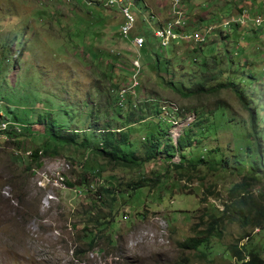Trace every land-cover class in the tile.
Instances as JSON below:
<instances>
[{
    "label": "rangeland",
    "instance_id": "obj_1",
    "mask_svg": "<svg viewBox=\"0 0 264 264\" xmlns=\"http://www.w3.org/2000/svg\"><path fill=\"white\" fill-rule=\"evenodd\" d=\"M105 1L0 0V118L11 122L9 128L13 124L22 131L16 137L6 136V140L0 134V264H236L235 256L230 257L226 250L234 243H250L263 257L264 231L238 222L226 223L220 243L213 240L208 258L179 248L177 242L197 236L203 228L201 219H206L204 212L222 209L228 189L243 176L205 165L193 169L189 164L205 158L216 141L222 146L231 143L237 150L248 142L245 127L228 122L216 105L222 104L245 122L248 109L230 88L211 92L208 88L216 85L214 80L198 89L199 62L210 63L211 55L225 48L235 51L231 55L238 68L230 78L238 75L234 78L238 81L243 77L244 92L260 99L256 108L264 118V19L256 21L264 18V0H182L180 5L169 1V10L187 14L186 32L200 28L209 33L218 28L204 42L194 44L195 36L191 40V36H183L182 40L189 42L167 47L155 37L156 17L164 20L167 16L166 0H144L156 13L151 16L141 0L136 2L137 22L129 39L120 35L118 10L105 7ZM242 13L241 22L236 19L219 27ZM171 22L167 21L165 28ZM134 35L143 37L142 46L130 42ZM224 35L226 39L221 38ZM194 48L198 50L192 51ZM156 55L161 69H169L180 84L187 80L179 75H192L187 90L161 84L152 62ZM131 63L136 65L134 73ZM113 81L118 82V90ZM126 92L132 93L136 103L149 96L160 99L167 109L162 127L173 144L202 111L208 125L196 131L200 135L192 140L200 142L176 147L169 162L162 158L124 168L109 164L93 147L106 121L111 127L121 125L110 120L116 109L106 96L115 94L124 102L122 117L127 112ZM40 115L54 120L60 135L77 131L75 141L82 144L87 140V147L65 144L59 154L44 158L40 168L28 170L25 156L46 140ZM148 119L130 125L131 137L137 139L143 129H149L148 122L153 120ZM200 126L204 127H192ZM214 131L211 137L217 140L204 143V136ZM180 156L183 166L175 168L173 163H179ZM211 162L216 163V157ZM80 171L86 172L94 185L112 184L120 189L122 181L143 176L146 185L154 186L118 196L112 211L115 221L103 229L104 237L95 249L76 257L72 253L74 235L82 225L74 228L72 223H79L81 217L76 213L90 206V197L95 198L64 183L65 179L74 181ZM207 187L213 193H207ZM263 188L262 180L250 190L257 194ZM99 208L110 218L104 201ZM245 234L248 237L242 238ZM107 236L112 241L107 242Z\"/></svg>",
    "mask_w": 264,
    "mask_h": 264
},
{
    "label": "trees",
    "instance_id": "obj_2",
    "mask_svg": "<svg viewBox=\"0 0 264 264\" xmlns=\"http://www.w3.org/2000/svg\"><path fill=\"white\" fill-rule=\"evenodd\" d=\"M185 17L187 19L186 13ZM235 25L238 26L239 24ZM171 28L172 30L174 29V23ZM238 33L240 34V32ZM185 38H188V36H185ZM207 38H203L200 42L191 43H201ZM221 38L226 39L227 35H224ZM170 44L175 45V43L170 42L163 47H167ZM226 49L227 48L212 54L210 57V63L208 60L199 62V67H202V72L199 76L200 80L196 83V85L198 86V89L203 90L204 85H206L211 79L216 82V85L208 88L211 92H216L222 87L230 88L234 91L235 95L240 99V101H242L245 108L248 109L247 122L243 119H237V116L231 114L228 108L222 104H217L216 106L222 109V112L224 116L227 117L228 122L233 125H237L236 127H240L239 125L245 127L248 142L242 150L241 148L237 150L231 143L227 142L226 146H222L218 143V141H216L213 144L214 146L211 147L212 150H208L205 158H201L197 164H189V166L193 169L197 165H205L207 166V169L210 168L212 170L222 171L228 169L230 171H238L243 175L239 182L234 183L228 189L227 200L222 202V209L217 207V212H204L206 219H201L200 222L202 223L203 228L200 231H197V236L189 237L182 242H177L179 248L195 250L202 258H208V256L212 254V243L214 239L217 243H220L226 223L238 222L245 227H258L260 230L264 231V188L258 190L257 194L252 193L250 190L255 182L264 181V123H262L264 118L260 115V113H258L256 108L260 99L252 95L248 96L244 92L243 77H238V81H235L234 79L238 75H234L233 78H230V76L236 72L235 70L238 68V62H235V59L231 55L235 51L230 50V52H228ZM197 50V48H194L192 51L195 52ZM152 60L155 72L158 73V77L162 80V85H171L174 88L178 86V90H187L189 88L188 85L191 83L192 75H179V77L184 76L187 80V83L181 82L182 84H180V81L177 80L176 77L174 78V75L169 71V69H161L158 55L154 56ZM214 67L216 69L213 71ZM133 68L134 73L136 69L134 66ZM240 68H243V66H240ZM212 72H215V74ZM248 75L253 76V73ZM104 76L106 75L104 74ZM112 86L115 90H118L119 88V84L116 81H113ZM125 94L128 95V98L125 99V102L127 101V112L125 115L123 114L122 117L121 115L123 109L121 106L124 102L120 101V97L118 95L109 94L106 96L107 100L110 101L109 105L113 109H116L114 113H112L113 115L110 120L121 125L118 127H111L110 121H106L105 127H103V132L99 138V142L95 147H93V149H95L97 153L106 159V161L112 166L123 168L128 166H142L147 162L162 158L165 159L166 162H169V159L173 157V152L176 147L179 149L188 148L193 146V144L200 142V139L197 140L196 143H192V140L196 139L198 135H200L196 133V131H201L208 125V123H205L203 119L202 111L195 117L196 119L194 120L193 125H204V127L200 126L201 129H196L195 127H192L193 125L188 126L189 128L185 131V133L180 134L177 138V143L173 144L171 137L167 136L166 129L162 127V123H166L164 122V115L167 109H163L160 104V99L149 96L151 98H144L140 102L136 103L137 101L133 98L131 92H126ZM261 103L264 104L262 101ZM174 114L177 116V112ZM209 114L211 116V113ZM147 118H149L148 120H153V122H148L149 129H143V135L137 139L135 137H131V132L129 131L132 126L130 125L140 123L147 120ZM53 121L54 120H51L49 116L43 117V115H40V122H42L41 124L46 132V140L40 145V147L30 150L27 156H25L28 162L26 165L28 170L34 171L35 169L40 168L43 164L44 158L56 156L59 154L61 148H64L65 144L82 145L87 147V140L83 141L82 144L75 141L77 131H68V134L60 135L59 133H62L60 132V126L56 125ZM6 122L7 127H9L11 124L9 121L0 119V125ZM12 127L16 129H10L8 131L0 130V134L4 137L8 135L9 137H16L21 134L22 131H20V128L17 126ZM140 128L141 126L139 129ZM101 129L102 128H99V130ZM17 132L19 133L17 134ZM213 135H215V131L211 134L205 135L204 143H208L211 140H217L216 137H211ZM164 137H166V140L162 141ZM207 139H209V141H207ZM13 143H16L18 146L19 142L14 140ZM213 157H216V163L211 162V158ZM182 161L183 158L180 156L179 163H173L174 167H182ZM76 177L77 178L74 181L65 179L64 183L66 186L71 189L77 188L79 192L95 195V198L90 197V200L88 199L90 206L87 209L82 211V213H76L80 214L81 217L79 223H72V227L74 228H76L78 224L82 225L80 233H76L74 235L75 239L73 241L75 248L72 250V253L77 257L95 249L94 247L97 246L100 240L104 237V235H102L103 229L110 226L112 220L115 221L112 211L118 203V196H130L137 188L148 185H146V181L143 176H139L137 179L122 181L120 183V189L112 184L94 185L88 180L86 172L84 171L78 172ZM153 186L154 183L148 187L149 189H152ZM206 192L213 193L209 187L206 188ZM205 199L206 196L202 198L203 201ZM102 201L105 202V205L108 208L110 216L108 219H106L108 215L101 214L99 205ZM243 237H248V234H245L242 238ZM106 239L107 242L112 241L108 236ZM226 247H229V249H226L227 254L228 251H230L231 254L228 255L230 257L235 256L236 264H264V256L261 257L257 248L253 247L250 243L243 244L242 246H238L237 243H234L233 245H227ZM99 249L100 248L96 250L99 251Z\"/></svg>",
    "mask_w": 264,
    "mask_h": 264
},
{
    "label": "built area",
    "instance_id": "obj_3",
    "mask_svg": "<svg viewBox=\"0 0 264 264\" xmlns=\"http://www.w3.org/2000/svg\"><path fill=\"white\" fill-rule=\"evenodd\" d=\"M168 5V10L166 12L167 16L164 20H160L156 17V21L158 24H160V35H155V37L160 38V40L164 41V46L169 44L170 42L176 44H181L183 42H189V40H182V33H184L185 30H183V22L185 21V13H178V11L169 10V1H176L178 4V0H166ZM103 4H105V7L107 8H114L118 10L119 15L122 18V22L119 25L120 35H126L129 36V33L131 31V28L134 26V23L136 21L135 13L133 12V8L129 5H127L126 0H106ZM237 19V20H236ZM236 22L240 20L241 22V14L232 20H226L221 23V26H227L231 22ZM262 18L260 20L256 19V21L259 23L261 22ZM167 21H174V29L172 31H165V23ZM207 33H202L201 35H198L197 37L205 38L207 36ZM134 44H137L139 46H142L143 43V37L140 35L133 36L131 40ZM133 64V63H132ZM133 66L136 69V65L133 64ZM2 119V118H0ZM0 129L9 130V127H1ZM12 129H16L12 127Z\"/></svg>",
    "mask_w": 264,
    "mask_h": 264
},
{
    "label": "bare ground",
    "instance_id": "obj_4",
    "mask_svg": "<svg viewBox=\"0 0 264 264\" xmlns=\"http://www.w3.org/2000/svg\"><path fill=\"white\" fill-rule=\"evenodd\" d=\"M131 0H126V2H127V5H129V6H131L132 8H133V12L135 13V11H137V9H136V0H134V2L132 3V4H130L129 2H130ZM178 2L179 3H182V0H178ZM177 4V2L176 1H173V4ZM178 3V4H179ZM183 3H184V0H183ZM144 4V6H147L146 5V3H143ZM180 5V4H179ZM177 11V10H176ZM179 13V12H178ZM244 16V14L242 13L241 14V17H243ZM264 18H262V20H263ZM174 23V21L173 22H171V24H170V26L168 27V28H165V31H172V28H171V26H172V24ZM189 25V23H188V21H187V19H185V21L183 22V30H185V27L186 26H188ZM157 28H156V31H155V35H160V24H158L157 23ZM205 31H207V29H205L204 31H203V33H207V32H205ZM213 31V30H212ZM211 31V32H212ZM211 32H209L208 34H207V36L205 37V38H207V37H209V35H210V33ZM158 33V34H157ZM195 33H202V30L200 29V28H198V29H194V30H192L191 32H186V31H184V33H182V37L183 36H191V38L189 39V40H191V39H193V37L195 36V40H194V42H200V41H202V39L203 38H198L197 36L198 35H195ZM123 36V35H122ZM124 37L125 38H127V36L126 35H124ZM198 39V40H197ZM160 41H162L161 42V44L164 46V41L163 40H160ZM132 42V41H131ZM133 43V42H132ZM135 45H137V44H135ZM138 47H140L139 45H137ZM1 127H7V124L6 123H2L1 125H0ZM0 130H4V129H0ZM1 137H3V138H5L6 139V137H4V136H2V134H1ZM0 137V138H1Z\"/></svg>",
    "mask_w": 264,
    "mask_h": 264
},
{
    "label": "clouds",
    "instance_id": "obj_5",
    "mask_svg": "<svg viewBox=\"0 0 264 264\" xmlns=\"http://www.w3.org/2000/svg\"><path fill=\"white\" fill-rule=\"evenodd\" d=\"M137 1H139V0H136V2H137ZM141 1H142L143 3H145L144 0H141ZM103 5H104V4H103ZM146 5H147V4H146ZM145 7H146V9H149V12H150V13H149V14H150L149 16H151V15H155V14H156V13H154V12L151 10V7H150V6L147 5V6H145ZM137 11H138V10H137ZM137 11H135V16H136V21H135V23L137 22ZM150 19H151V18H150ZM121 22H122V21H121ZM135 23H134V25H135ZM154 23H155V22H154ZM219 27H223V26L219 25ZM224 27H225V26H224ZM133 28H134V26L131 28V31H132ZM215 28H218V26L215 27ZM215 28H214V29H215ZM197 29H198V28H197ZM214 29H213V30H214ZM131 31H130V32H131ZM212 32H213V31H212ZM212 32H211V33H212ZM211 33H210V34H211ZM134 36H135V35H134ZM132 38H133V37H132ZM132 38H130V42H131ZM207 39H208V38H207ZM2 119H3V118H2ZM4 119H5V118H4ZM5 120H6V119H5ZM10 123H11V122H10ZM12 126H13V124H12ZM12 126H11V127H12ZM10 129H11V128H9V130H10ZM13 130H14V129H13ZM20 131H21V129H20ZM20 131H19V132H20Z\"/></svg>",
    "mask_w": 264,
    "mask_h": 264
}]
</instances>
